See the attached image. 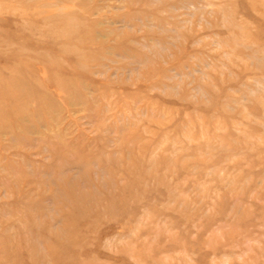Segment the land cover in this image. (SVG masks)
Returning a JSON list of instances; mask_svg holds the SVG:
<instances>
[{
    "label": "rangeland",
    "instance_id": "1",
    "mask_svg": "<svg viewBox=\"0 0 264 264\" xmlns=\"http://www.w3.org/2000/svg\"><path fill=\"white\" fill-rule=\"evenodd\" d=\"M0 264H264V0H0Z\"/></svg>",
    "mask_w": 264,
    "mask_h": 264
}]
</instances>
